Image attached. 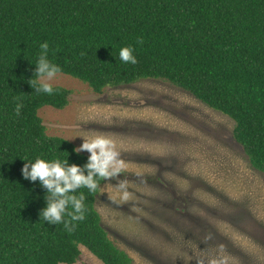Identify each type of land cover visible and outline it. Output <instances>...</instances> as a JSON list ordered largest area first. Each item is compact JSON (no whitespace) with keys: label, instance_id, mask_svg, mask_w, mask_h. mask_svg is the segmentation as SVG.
<instances>
[{"label":"trees","instance_id":"trees-1","mask_svg":"<svg viewBox=\"0 0 264 264\" xmlns=\"http://www.w3.org/2000/svg\"><path fill=\"white\" fill-rule=\"evenodd\" d=\"M45 43L60 74L96 93L144 79L188 92L234 121V139L264 173V0H0V264H76L82 248L102 264L133 263L102 226L99 188L70 193L84 195L85 219L69 232L41 220L47 189L22 175L37 159L83 168L89 158L49 136L39 115L71 95L30 87ZM124 47L136 64L120 60Z\"/></svg>","mask_w":264,"mask_h":264},{"label":"rangeland","instance_id":"rangeland-1","mask_svg":"<svg viewBox=\"0 0 264 264\" xmlns=\"http://www.w3.org/2000/svg\"><path fill=\"white\" fill-rule=\"evenodd\" d=\"M51 84L71 95L63 110L39 111L49 136L76 148L97 135L116 143L124 167L96 208L132 264H264V173L234 139L233 120L161 80L101 93L63 74ZM76 264L102 263L82 248Z\"/></svg>","mask_w":264,"mask_h":264},{"label":"clouds","instance_id":"clouds-1","mask_svg":"<svg viewBox=\"0 0 264 264\" xmlns=\"http://www.w3.org/2000/svg\"><path fill=\"white\" fill-rule=\"evenodd\" d=\"M138 42L142 44L143 40ZM48 48L47 43L41 45V54L35 64L34 78L28 83L35 92L52 95L51 81L60 74L61 69L49 61ZM133 51L129 47L122 48L119 52L120 60L124 63L136 64L138 61L133 55ZM22 107V104H17L15 110L17 115L20 114ZM82 138L83 144L74 151L77 155L81 152L90 153L88 162L83 168L75 164L69 165L68 160L46 162L43 159H37L35 163H25L22 169L25 180H30L33 183L38 180L42 187L47 189L45 196L47 207L40 213L41 220L47 221L51 225L63 223L69 232L74 231L75 224L73 222L85 219L84 195L81 194L78 197L70 193H75L78 189L85 187L90 192L96 193L99 188L103 193L107 192L111 200L109 189L112 185L108 184L106 188H101L99 181H111L118 178L124 167V161L120 158L114 140L105 135ZM116 186L122 190V199L127 201L129 199V193L126 190L127 182L118 180ZM65 216L70 219L65 220Z\"/></svg>","mask_w":264,"mask_h":264}]
</instances>
